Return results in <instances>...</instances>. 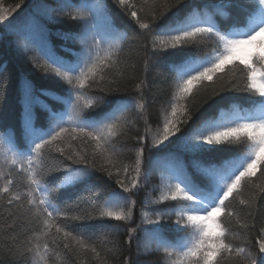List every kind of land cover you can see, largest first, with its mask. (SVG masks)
<instances>
[{
    "label": "snow or ice",
    "instance_id": "obj_1",
    "mask_svg": "<svg viewBox=\"0 0 264 264\" xmlns=\"http://www.w3.org/2000/svg\"><path fill=\"white\" fill-rule=\"evenodd\" d=\"M112 3L153 38L145 77L150 61L168 53L175 78L163 119L153 134L146 78L136 84L135 96L118 95L129 65L134 73L136 64L121 58L128 34L108 13L107 0H56L55 7L41 6L44 17L80 24L77 32L60 35L81 48H65L75 57L66 59L41 42L47 60L37 67L68 85L64 96L53 94L65 108L46 109V126L37 127L29 83L19 136L15 129L0 135V158L7 166L6 171L0 167V254L6 264H114L118 259L141 264L130 253L144 232L162 252L160 264H264V185L258 183L264 177V0H229L235 16L220 8L203 15L185 11L180 7L185 0ZM146 6L152 10L146 13ZM18 7L0 6V22ZM216 15L226 23H217ZM32 23L40 28L39 18ZM196 85V92L245 93L251 106L217 107L229 99L222 97L209 106L216 115L193 120L188 101ZM0 87L6 92L2 81ZM49 92L41 89L42 95ZM132 112L136 118H130ZM141 120L143 133L137 128L136 142L129 145V133ZM160 145H176L198 154L200 161H194L193 175L176 155L177 162L164 167L160 184L142 201L136 223L133 197L151 175L144 168L145 154ZM125 148L134 153L133 164L121 158ZM96 172L107 176L103 193L100 184H92ZM161 204L168 207L148 210Z\"/></svg>",
    "mask_w": 264,
    "mask_h": 264
},
{
    "label": "trees",
    "instance_id": "obj_2",
    "mask_svg": "<svg viewBox=\"0 0 264 264\" xmlns=\"http://www.w3.org/2000/svg\"><path fill=\"white\" fill-rule=\"evenodd\" d=\"M92 2L99 3L100 0H92ZM134 2L139 5L141 0H134ZM107 3L108 13L115 20L116 25L121 32H127L128 34V38L123 44L124 50L121 53V58L122 60H130L131 63L136 64L134 73L129 65L128 76L124 80L122 91L118 95L127 97L135 96L136 84L146 78L147 86L145 88V97L147 101V118L152 125V132L154 134L163 119L162 108L166 106L167 101L171 98L175 72L169 67V60L167 59L168 53L164 52L160 54L158 60L150 61L151 67L145 77L143 65L144 60L151 55L152 36L144 34L143 30H140L138 25L135 24V21L125 15L117 5L112 3V0H107ZM17 4L19 7L11 13L8 20L0 22V81L6 86V92L3 87H0V135L5 136L8 134L5 130L10 129H15L17 136H19L22 112L24 110V90L29 83L33 87L32 110L36 116L37 127H41V125L46 126V109L62 110L65 108V105L58 99L53 98V94L64 96L68 85L59 80L54 74L46 72L42 67H37V64L44 65L47 60L40 52L41 42H46L56 55L66 59H74L75 57L66 52L64 50L65 48H71L74 51H79L81 48L79 42L73 41L72 39L65 40L60 35L66 32H77L80 27L77 21L68 18L50 19L42 16L41 6L46 4L49 7H55L56 0H0V6L5 8L14 7ZM228 5L229 0H185V4L180 5V7L185 11L194 9L202 15L205 11L214 12L216 8H220L223 12L235 16L236 9L230 8ZM151 10L146 6V13ZM156 11L159 14V11H162V9L157 8ZM175 12L176 8L174 7L168 13V16H172ZM33 18H39V29L34 27L32 23ZM142 18L146 17L142 16ZM215 19L217 23H226L225 17L223 16L216 15ZM101 23H103V20H101ZM10 24L11 26L8 27ZM197 87L199 86H194L193 95L188 101V107L192 113L193 120H197L198 117L203 118V116L216 115V108H210L209 106L217 101H221L222 97H228L229 99L222 101V104H218L217 107L223 106L230 110L234 103L240 110H243L251 106V98L245 93L224 92L220 95H215L212 89L201 88L199 92H196ZM41 89H47L50 92L48 95H42ZM129 116L130 118H136V113L132 112ZM181 127L182 129L186 128V126ZM137 128L140 133H143L142 120L132 127V131L128 136L129 145L135 144L136 142L135 133ZM181 134L177 133V136ZM177 136H173L170 139L175 141ZM21 143L23 142L21 141ZM168 143V141H165V144ZM176 155L179 156V162L191 174L195 175L196 169L194 167V161H200L198 154L178 148L176 145H169L168 148L160 145L159 148L153 149L151 153L146 152L144 168L145 170H149L151 175L147 182V187L141 189L139 194L133 197L137 201L134 210V221L136 223L140 222V213L144 207L142 201H144L145 196L151 191L153 185L160 184L164 167L177 162L175 159ZM121 158L125 163L133 164L135 156L130 151V148H125L123 149ZM101 163L102 161L98 160L97 166ZM0 167H4L5 171L7 170L3 158H0ZM94 177L96 179L92 180V184H100L101 192L103 193L106 190L103 187V181L107 180L106 174L96 172L94 173ZM258 183L264 185V177H260ZM70 195L74 197L75 193H70ZM156 195H159V193L156 192L151 198H155ZM245 195L247 196V193ZM165 207H168V204L149 205L148 210L151 211L152 208ZM237 207L239 209L240 206ZM262 218H264V209H262ZM110 223L122 224V222L115 221ZM169 225H171V221H169ZM144 227L150 228L152 226L144 225ZM139 236V241L134 240L132 244L130 254L133 259H136L138 256L141 264H160L162 252L157 251L155 240L148 233L141 232ZM137 245H139V254L137 252ZM0 247H2V242H0ZM124 248L125 254L127 255V245H124ZM6 260V256L0 254V264H6ZM114 264H121V260H116Z\"/></svg>",
    "mask_w": 264,
    "mask_h": 264
}]
</instances>
